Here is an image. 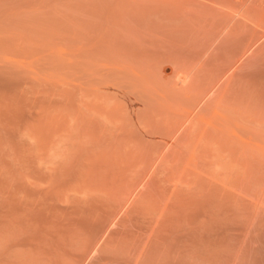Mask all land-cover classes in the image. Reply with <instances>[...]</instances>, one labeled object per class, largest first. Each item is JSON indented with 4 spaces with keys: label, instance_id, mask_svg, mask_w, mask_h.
Instances as JSON below:
<instances>
[{
    "label": "rangeland",
    "instance_id": "374dc122",
    "mask_svg": "<svg viewBox=\"0 0 264 264\" xmlns=\"http://www.w3.org/2000/svg\"><path fill=\"white\" fill-rule=\"evenodd\" d=\"M0 264H264V0H0Z\"/></svg>",
    "mask_w": 264,
    "mask_h": 264
}]
</instances>
